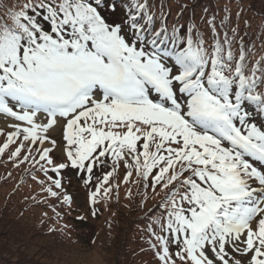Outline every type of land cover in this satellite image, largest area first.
<instances>
[{
    "label": "snow or ice",
    "instance_id": "6c2138e0",
    "mask_svg": "<svg viewBox=\"0 0 264 264\" xmlns=\"http://www.w3.org/2000/svg\"><path fill=\"white\" fill-rule=\"evenodd\" d=\"M235 3L0 0V158L49 233L77 181L93 218L155 201L154 264H264V41Z\"/></svg>",
    "mask_w": 264,
    "mask_h": 264
},
{
    "label": "trees",
    "instance_id": "16d2710c",
    "mask_svg": "<svg viewBox=\"0 0 264 264\" xmlns=\"http://www.w3.org/2000/svg\"><path fill=\"white\" fill-rule=\"evenodd\" d=\"M226 2L227 0H219V3H217V0H197L200 8L207 6L210 13L216 11L218 7H222ZM246 2L252 3L254 5V10L245 11L244 13V19H248L251 23V27L247 29L250 40L249 37L245 39L249 40L250 43L255 41L257 46H259V44L264 41V17L259 14L264 12V6H262L261 0H246ZM200 8L197 9L198 14ZM232 8V19L233 22H235L234 13L237 10L235 0H232ZM240 27L241 33L243 34L245 31L243 20H241ZM258 33H260L259 37L257 36ZM0 166H2L1 160ZM9 169H11L12 176L9 177L7 181H5L3 177L7 176L8 167L4 172H0V237L6 234L9 225L20 224L19 226L26 228V234L30 231L31 234L37 235L38 238L51 240L54 244L66 247L71 246L73 248L94 246L99 256L98 258H100V264H145L146 261L149 262V264H154L150 254L141 252L142 248L147 247L141 240V235L143 234L142 229H144L147 224V221L144 219L145 213L155 201L149 200L148 203L141 208L138 206L139 199H137L134 204L124 200L123 190H121L120 202L117 203L115 200L111 201L106 211L102 210V214L93 218L88 214L89 206L79 182H77L76 185L73 183L69 189L75 190L76 193L77 191L82 193L83 206L79 207V205L74 202L70 213L65 207V209L62 210L65 213L64 219L59 222L58 226L63 227L67 224L69 227L65 229L63 233L57 232L51 234L47 231V228L55 224V221L46 220L44 224H41L42 209L34 206L29 207L30 202L24 200L25 195H28L30 191L34 190V192H38V186L31 184L30 178H26L28 183L17 189L22 169H14L11 163ZM97 175H100V172H97ZM29 184H31V189L28 186ZM125 204H129V207H125ZM113 213H115V216H113ZM49 215L51 216L53 214L49 212ZM82 215L87 218L84 220L77 219L78 216ZM24 218L28 219L29 222H24ZM109 219L114 221L111 237L108 234V225L106 224V221ZM99 220L100 225L89 222ZM78 224L86 225L80 227ZM93 238L96 240L95 244L91 243ZM19 242L27 244V240L25 242L22 240ZM0 244L8 252L7 244L5 242ZM75 261L77 264H82V261L79 259H75ZM75 261L67 260L66 262L67 264H76Z\"/></svg>",
    "mask_w": 264,
    "mask_h": 264
},
{
    "label": "rangeland",
    "instance_id": "374dc122",
    "mask_svg": "<svg viewBox=\"0 0 264 264\" xmlns=\"http://www.w3.org/2000/svg\"><path fill=\"white\" fill-rule=\"evenodd\" d=\"M245 3H247L246 0ZM75 195L74 202L82 207V193L77 191ZM24 222L29 220L24 218ZM89 222L100 225V220ZM86 224L78 225L83 227ZM19 225H9L6 234L0 237V243L5 242L8 248L7 252L0 244V264H67V260L75 261V259L81 260L82 264H100V258L94 246L73 248L54 244L51 240L38 238L37 235L28 231L30 237L28 233L26 234V228ZM21 240L24 242L27 240V244L20 243ZM75 263L77 264L76 261Z\"/></svg>",
    "mask_w": 264,
    "mask_h": 264
},
{
    "label": "bare ground",
    "instance_id": "6f19581e",
    "mask_svg": "<svg viewBox=\"0 0 264 264\" xmlns=\"http://www.w3.org/2000/svg\"><path fill=\"white\" fill-rule=\"evenodd\" d=\"M0 125H1V126H5V122H4V120H3L2 117H0Z\"/></svg>",
    "mask_w": 264,
    "mask_h": 264
}]
</instances>
